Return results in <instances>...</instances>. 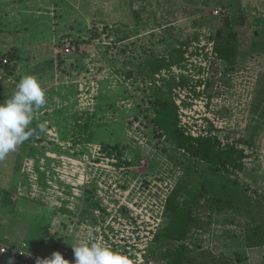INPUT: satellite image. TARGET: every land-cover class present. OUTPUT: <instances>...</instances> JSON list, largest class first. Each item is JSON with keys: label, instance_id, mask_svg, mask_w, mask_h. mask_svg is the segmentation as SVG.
<instances>
[{"label": "rangeland", "instance_id": "obj_1", "mask_svg": "<svg viewBox=\"0 0 264 264\" xmlns=\"http://www.w3.org/2000/svg\"><path fill=\"white\" fill-rule=\"evenodd\" d=\"M5 1L0 63L15 55L7 48L12 42L22 56L17 69L8 59L15 84L2 79L0 102L11 97L21 77L32 75L47 104L34 113V132L21 151L19 145L0 160V241L26 243L39 260L54 252L63 257L65 249L74 255L72 247L85 240L86 220L95 229L92 242L100 243L97 234L105 229L132 259L126 247L134 236L141 264H168L157 261L155 252L169 250L165 257L171 259L180 243H163L159 236L141 248L144 217L157 210L153 201L167 183V201L178 192L194 219L181 243L189 262L237 260L239 244L231 239L248 223L264 227L259 182H249L241 170L250 156L260 155L264 164V111L262 120L249 113L254 94H264L249 70L264 72V52L257 51L264 39V0ZM208 44L212 57L199 53ZM188 45L200 56L193 79L177 73ZM179 99L182 116L193 125L216 123L212 136L197 139L215 143V154L224 153L219 163L187 152L158 130L159 106L173 107L179 124ZM130 207L140 225L127 234L116 217L130 219ZM164 216L156 235L166 226ZM109 236L103 234L107 242ZM0 264L37 262L0 256Z\"/></svg>", "mask_w": 264, "mask_h": 264}, {"label": "trees", "instance_id": "obj_2", "mask_svg": "<svg viewBox=\"0 0 264 264\" xmlns=\"http://www.w3.org/2000/svg\"><path fill=\"white\" fill-rule=\"evenodd\" d=\"M5 57L7 58V60L8 59L14 60L16 58L15 55L11 56L10 54L6 55ZM13 60H11V62ZM9 65L4 66L5 71L7 73L13 72L12 70H8ZM0 66H2V63H0ZM2 79L5 78L0 77L1 81ZM182 84H185V81H182ZM259 86H261L262 90L264 91V73L258 74L256 80V88ZM163 107L164 106H159V109L157 110L158 112L157 119H155V125L157 126L158 130L167 134V136L170 137L172 140H174L180 148H186L187 152L197 157L200 155L201 157L205 158L208 162H216V163L220 162L221 158L224 156V153L218 150L217 155L215 154L216 152L215 143H212L209 140L190 139L191 138L190 136L184 135L181 129L178 127V122L173 107L166 108L168 110L164 109ZM263 111H264V94L261 95L259 98L258 97L256 98L254 94V97L252 98V102L249 108V113L253 117H257L258 119L262 120L261 117L263 116L262 115ZM22 146L23 145L21 144V146L18 147L20 151L23 148ZM243 166L244 164L241 167L242 169L240 168L242 171L244 170ZM240 169L239 171H241ZM15 188L16 187H12V190L13 191L16 190ZM6 192H11V190ZM178 197H179V193L174 192L173 195H171L169 200L167 201L165 207V216H164L166 221V226L163 229H161L160 232L157 235H155L154 238L158 239V237L160 236L164 238L163 243L166 241L177 242L180 243V246L178 247L177 250H175V252L172 253L171 259H167L165 257V255L167 256L171 252L169 250H160V251L158 250L155 252L154 256L156 257L157 261L167 260L168 264H191L188 258L185 257V248L181 243L183 238L186 236V234L189 232L192 225L194 224L193 223L194 219H192L191 213H189L187 210L183 208L181 202H179L178 200ZM197 197L198 196L196 197L194 196V201H197ZM237 239L243 241L244 246H246L247 248L264 247V227H262L261 225L251 226V224L248 223V227L245 230V232L239 234L237 236ZM28 248L29 247L27 245V250ZM234 254L237 256L238 259L234 260L232 264L240 263L241 255L238 252ZM72 256L74 255L72 254ZM28 261L37 262V260L30 261L29 259Z\"/></svg>", "mask_w": 264, "mask_h": 264}, {"label": "clouds", "instance_id": "obj_3", "mask_svg": "<svg viewBox=\"0 0 264 264\" xmlns=\"http://www.w3.org/2000/svg\"><path fill=\"white\" fill-rule=\"evenodd\" d=\"M47 104L46 93L35 76L21 77L11 97L0 102V160L16 151L33 134L30 127L34 113ZM43 131V125L39 126ZM75 264H133L125 254L98 242L72 247ZM37 264H69L59 252Z\"/></svg>", "mask_w": 264, "mask_h": 264}, {"label": "built area", "instance_id": "obj_4", "mask_svg": "<svg viewBox=\"0 0 264 264\" xmlns=\"http://www.w3.org/2000/svg\"><path fill=\"white\" fill-rule=\"evenodd\" d=\"M65 47L68 49H71L70 44L68 41L64 42ZM191 46H195V45H191ZM190 45H188V47L183 46L182 50H183V67H181L180 69L177 70L178 74H181L183 76H185L186 78H188L189 76L192 77V79L194 78V74L192 73V69L193 66L196 65L197 61H198V57H200L197 54V50L195 49V47H191ZM203 46H205V44H203ZM204 52H207L209 54V57H212L213 54V45H207V49L204 50H199V53L201 55L204 54ZM215 55V54H214ZM200 61V60H199ZM9 65V62L7 60V58H4L2 60V66L0 67V77L5 78V80L7 82H10L12 84H15V79L10 76L9 73H7L5 71V67ZM198 80V79H197ZM200 80V79H199ZM204 80V79H203ZM180 89V88H179ZM179 94V93H178ZM181 98V96L179 97ZM181 100L179 99L176 102L177 107L179 108L178 110V118H179V124L178 127L181 129V131L183 132L184 135L186 136H190L194 139L197 138H206L209 136H212V133L210 132V127L214 129L217 128L216 123L213 120L210 119H203L201 121H199V123H196L195 125L192 124V122L190 123L186 118H184L182 116L183 110L181 109ZM190 120V118H188ZM165 185L167 186V188L162 189L161 191H158L159 194V201L154 200L153 201V205L156 206L157 210H153V214H150L149 212L146 213L145 215V219L144 222L146 225H148L146 227V232H145V238L143 241H141V244H144L143 246H141V248H146V246L154 239L160 224H161V220H162V216L165 212V207H166V203H167V198L170 195V191H171V185H167V183H165ZM119 192V191H117ZM155 192V191H153ZM121 194V193H120ZM99 196L102 197L104 195H101L99 192ZM123 203H120L119 207L120 208L122 206ZM130 209V213L128 214L130 219H121L120 216L121 214H118L116 217V222L119 223L120 221H122V223L125 225V229L127 230V234L128 233H133V231H135V228H138L140 225V221H138L137 219V213L136 210H133L132 207L129 208ZM115 212H117V207L114 208ZM96 215H98V212L95 213ZM87 221L85 220V223ZM142 222V221H141ZM83 224V228L86 230L85 231V240L83 241V243L85 242H92L94 241V239H96L94 237V234H92V232H95V229H91L89 225L87 224ZM89 226V227H88ZM91 231H90V229ZM100 229V227H99ZM131 233V234H132ZM104 235H110L109 236V241L107 242L105 240V238L103 237ZM130 234V236H131ZM123 235L120 236V240H123ZM97 239L99 240V242L101 244L104 245H108L110 246L112 249V245H114L113 250L115 251H121V249H118L117 247V241L115 239L112 238V235L109 234L107 231H105V229H103L102 231L98 232L97 234ZM121 241H118V243H123ZM126 249L129 250V255L132 257V261L133 264H141L142 262V254L140 255L138 250H139V245L136 243V237L132 236V241L129 242V246L126 247ZM71 250L70 249H65L63 251V257H73L71 254ZM143 254L144 251L142 252ZM0 256L2 257H9V258H23L26 257L28 258L30 261H35L38 260L39 258L36 257L35 255H33L32 253H30L27 250V245L26 243H19L17 245H8V244H4L0 241ZM74 258V257H73ZM66 260V258H65ZM151 262V261H150ZM148 264H151V263ZM73 264H75V260H73Z\"/></svg>", "mask_w": 264, "mask_h": 264}, {"label": "crops", "instance_id": "obj_5", "mask_svg": "<svg viewBox=\"0 0 264 264\" xmlns=\"http://www.w3.org/2000/svg\"><path fill=\"white\" fill-rule=\"evenodd\" d=\"M0 1H1L0 2V17L2 19L3 18L2 15L6 11L4 5L7 2L5 0H0ZM49 5H51V4L49 3ZM260 7L261 6L258 7L259 10L261 9ZM48 9H52V7H49L48 6ZM262 16L264 17V14H262ZM1 19H0V22H1ZM255 29H257V30L259 29L260 32L263 30L262 27H258V26ZM6 32H7L6 29H4L3 27H0V36H4L6 34ZM262 36L264 37V32L262 33ZM2 38L3 39H2V44L0 43V48L3 49L4 48L3 44L6 43V42H5V38L4 37H2ZM7 48L14 49L12 52L15 53V57L18 58V59L15 58L12 61V66H14L16 68L17 67L16 66V63H19L20 62L19 60H21L22 50L14 42H12V45L11 46H8ZM257 51L259 53L260 52L261 53L264 52V39L263 38L260 39V41L258 43ZM249 70L252 72V75H255V77H256L255 79L257 80L258 72L259 71H257L256 68H250ZM261 73H264V72H261ZM2 82L3 81H1L0 84ZM254 82H255V86H256V81L254 80ZM249 101H250V99H249ZM259 152H262V151H259ZM260 157H261L260 155L258 157H257V155H254V156H250V157L246 158V162H244V172H243V175H244V177L247 178V180H249V182H254V181H257L258 180V182H259L258 186L260 188V189H258V193L260 194L261 198H264V186H263V183H262V182H264V166H263L264 164H262V163L259 164V162L261 160ZM256 164L259 165V168L255 166ZM229 239H231V238H229ZM232 240H235V241L237 240V242L239 244V248H238V251H237L241 255V257H240L241 258V262L239 264H250V260H252V264H264V247L247 248L246 246H244L243 241H240L238 239L232 238L230 242H232ZM65 258L67 259L68 257H65Z\"/></svg>", "mask_w": 264, "mask_h": 264}]
</instances>
